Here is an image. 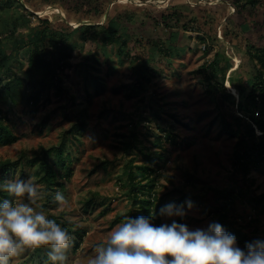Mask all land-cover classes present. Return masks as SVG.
I'll list each match as a JSON object with an SVG mask.
<instances>
[{
  "label": "rangeland",
  "instance_id": "obj_1",
  "mask_svg": "<svg viewBox=\"0 0 264 264\" xmlns=\"http://www.w3.org/2000/svg\"><path fill=\"white\" fill-rule=\"evenodd\" d=\"M18 1L25 5L24 0ZM66 3L70 12L59 4L42 5V9L34 10L35 15H29V25L42 26L37 16L51 23L63 20L73 26L102 23L114 10L123 16L119 30L128 38L124 48L127 54L122 55L116 43L102 45L92 39L89 31L83 37L80 31L76 32L73 34L77 41L71 58L73 64L62 78V94L56 95L52 89L50 100L41 102L33 115L23 103L12 106L0 100L3 110L10 114L8 123L18 135L16 141L0 145V158L17 161L10 167L5 181L26 180L31 176L44 192L48 191L34 175L35 166L18 158L29 156L41 146L59 142L61 132L69 129L75 120L77 112L70 104L72 98L75 107L85 109L84 131L76 130L79 139L66 133L69 136L66 148L71 152V176L62 178L63 185L52 192L50 201L45 196L37 205L43 207L49 219L70 220L73 229L84 231L79 247L67 252L66 264H87L94 255L95 245L105 240L126 215L131 217L136 211L132 185L127 181L129 162H148L156 167L155 191L156 199L162 198L160 208L171 202L184 205L186 215L169 217L159 213L158 222L152 217L154 225L170 224L175 220L186 224L189 230L206 229L209 223H218V220L208 211L209 200L201 188L234 187L235 192L247 190L235 199L236 227L247 237L264 236V212L250 199L251 195L264 193V164L253 166L247 175V185L238 187L231 164L235 138L219 130L215 102L194 72L219 48L212 43L206 52V43L200 36L207 38L208 33L216 30V36L222 40V51L233 62L227 71L225 85L238 96L228 77L236 72L242 53L223 37L221 27L229 18L235 22L244 19L243 24L251 28L241 30L242 34L248 35L251 43L263 45L264 0H259L252 12L244 11L243 17L236 15L232 0H66ZM176 5L189 11L200 29L179 33L177 39L170 42L171 52L166 54L157 50L155 42L167 40L174 27L169 29L163 23L156 24L153 18L160 20L162 13ZM78 7L81 10L76 14ZM1 8L0 38L6 44L9 37L2 32L4 19L12 12L18 14L24 10L16 1ZM206 19L209 25L204 23ZM230 24L234 26V22ZM142 60H146L150 68L139 72L138 64ZM11 66L23 74L24 50H20ZM90 72L102 78L104 87L100 91H96ZM170 128L175 134V143L162 136L163 129ZM134 133L137 139L133 140L132 147L123 149L120 140L131 139ZM158 136L163 137L162 146L154 141ZM51 162L55 164L53 158ZM57 191L65 197L63 205L53 199ZM182 194L183 199L179 200ZM187 200L192 202L191 208L185 203ZM234 226L232 224L229 234L235 236L237 246L243 249ZM223 229L226 231L225 227ZM48 251V247L26 249L12 258L10 264H51Z\"/></svg>",
  "mask_w": 264,
  "mask_h": 264
},
{
  "label": "trees",
  "instance_id": "obj_2",
  "mask_svg": "<svg viewBox=\"0 0 264 264\" xmlns=\"http://www.w3.org/2000/svg\"><path fill=\"white\" fill-rule=\"evenodd\" d=\"M13 1H16L24 12L18 14L12 12L9 17L4 19L2 32L8 34L9 42L5 44L0 38V100L8 101V104L12 106L23 103L33 115L41 102L50 100L52 89L56 95L63 93L62 78L69 73L73 64L71 58L73 49L77 45V41L73 39V34L76 32L80 31L79 33L83 37L84 33L89 31L91 38L99 41L102 45L116 43L119 52L122 55L126 53L124 48L128 38L119 30L123 16L115 13L114 10L110 13L111 15L109 14L106 22L102 23L73 26L63 20L51 23L47 18L37 16L38 20L43 23L42 26H30L29 15H35L34 10L42 9V5L59 4L70 12L66 0H24L26 6L18 0H0L1 9H5V6H11ZM258 2L259 0H244L243 2L232 0L238 17H243L244 11L252 12ZM27 7L32 10H28ZM83 7L87 8L85 4ZM75 10V13L78 14L81 9L78 7ZM171 19H174L172 24H170ZM153 20L156 24L163 23L169 29L174 27V30H170L167 40L155 42L157 50L166 54L171 52L170 42L175 41L179 33L200 29L194 22L196 18L191 16L189 11L182 10L178 5L174 6L172 10H168L167 13H162L160 20L156 18ZM208 21L206 19L204 23L209 25ZM244 21L243 19L235 22L229 18L221 27L223 37L231 41L234 47L242 53L236 72L228 77L238 96L235 97V94L225 85L227 71L233 66V62L222 51V40L216 36V30L208 33L207 38L200 36V39L206 43L204 46L206 52L212 43H216L219 48L209 60L203 61L194 71L200 76L205 92L215 102L219 130L235 138L231 164L239 188L247 185V175L253 166L264 164V44L257 46L248 40V35L242 34L241 30L251 28V25L243 24ZM231 22H234L232 27H230ZM19 28L28 29V31L24 32ZM21 49L26 54V67L23 74L18 73L11 66V62L17 58ZM145 61L142 60L138 64L139 72L150 68ZM90 77L96 84V91H100L104 87L102 78L91 72ZM88 94L90 95L91 92ZM70 104L77 112L75 120L69 129L61 132L59 142L49 146H41L29 156L20 155L18 158H24L25 161L35 166L34 175L46 187L48 201L52 199V192L63 185L62 178L68 179L72 173L71 152L66 148L69 136H66V133L70 132L71 137L79 139L76 130L82 133L86 125L85 109L75 107L73 98L70 100ZM64 115L66 116V113ZM171 115L175 116V114ZM9 118V112L4 111L0 104V145L9 144L18 138L8 123ZM42 123H45V120ZM163 132L162 136L165 140L172 143L176 142L175 134L171 128L163 129ZM121 135L124 136V134ZM163 137H156L155 143L162 146ZM136 139L137 135L134 133L131 139L120 140L121 147L130 149L133 140ZM145 153L149 155L148 152ZM52 158L55 164L51 162ZM15 163L17 161L13 159L0 158V183L5 181L6 174ZM156 163L157 161H155ZM127 166V181L132 185V195L137 205L136 211L132 212L131 217L151 216L158 222L162 198L156 199V167L148 162L141 164L129 162ZM59 169H62V172H59ZM235 190L234 187L209 186L207 189L201 188L209 200H207L209 203L208 211L216 216L218 223L225 227L227 233L232 231V224L235 225L234 230L240 236V240L243 242L242 247L245 249L248 243L257 240L264 241V236L247 237L236 227L238 222L237 216L234 214V203L236 197L239 194L242 195L244 190L240 189L236 192ZM183 195L178 199H183ZM7 196V193L0 191V198ZM250 199L256 208L264 212V193L251 195ZM55 220L72 233L74 242L69 251H75L79 247L84 231L73 229V222L70 220H59L58 218Z\"/></svg>",
  "mask_w": 264,
  "mask_h": 264
},
{
  "label": "clouds",
  "instance_id": "obj_3",
  "mask_svg": "<svg viewBox=\"0 0 264 264\" xmlns=\"http://www.w3.org/2000/svg\"><path fill=\"white\" fill-rule=\"evenodd\" d=\"M0 264H10L26 249L48 247L51 264H66L74 237L65 227L49 219L37 206L47 193L34 177L0 183ZM53 199L60 205L64 195L57 191ZM189 208L190 200L185 201ZM169 217L186 215L184 205L174 202L160 208ZM87 264H264V241H253L241 249L234 235L211 222L206 229L189 230L183 223L156 226L152 217L126 215L109 236L97 243Z\"/></svg>",
  "mask_w": 264,
  "mask_h": 264
},
{
  "label": "bare ground",
  "instance_id": "obj_4",
  "mask_svg": "<svg viewBox=\"0 0 264 264\" xmlns=\"http://www.w3.org/2000/svg\"><path fill=\"white\" fill-rule=\"evenodd\" d=\"M233 91H236L235 89H232Z\"/></svg>",
  "mask_w": 264,
  "mask_h": 264
}]
</instances>
